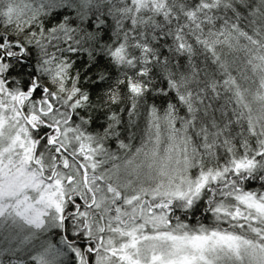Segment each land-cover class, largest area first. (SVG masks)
Segmentation results:
<instances>
[{
  "label": "snow or ice",
  "instance_id": "1",
  "mask_svg": "<svg viewBox=\"0 0 264 264\" xmlns=\"http://www.w3.org/2000/svg\"><path fill=\"white\" fill-rule=\"evenodd\" d=\"M0 264H264V0H0Z\"/></svg>",
  "mask_w": 264,
  "mask_h": 264
}]
</instances>
